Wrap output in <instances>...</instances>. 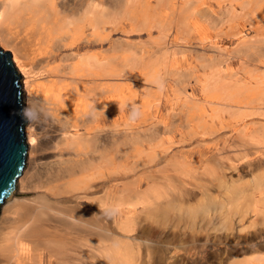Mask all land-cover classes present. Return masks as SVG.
Returning <instances> with one entry per match:
<instances>
[{
	"label": "bare ground",
	"instance_id": "bare-ground-1",
	"mask_svg": "<svg viewBox=\"0 0 264 264\" xmlns=\"http://www.w3.org/2000/svg\"><path fill=\"white\" fill-rule=\"evenodd\" d=\"M115 1L0 0V51L19 76L27 118L24 166L0 203V264H264V121L252 117L264 113V0H124L123 10ZM121 12L131 27L157 28L164 38L120 52L113 34ZM194 14L219 39L242 33L240 19L244 34L261 37L240 51L242 75H228L230 56L220 49L209 56L213 78L190 70L201 98L180 78L166 116L158 53L174 19L184 36L200 23ZM127 104L137 113L131 120ZM119 119L129 126L121 148ZM176 135L198 138L197 148L173 152ZM119 157L130 159L132 173H121L128 180H120ZM240 165L250 179L234 184L225 170ZM44 166L66 175L61 191L39 189ZM142 179L148 187L139 193ZM89 195L94 205L83 206ZM248 211L250 232H219Z\"/></svg>",
	"mask_w": 264,
	"mask_h": 264
},
{
	"label": "rangeland",
	"instance_id": "rangeland-1",
	"mask_svg": "<svg viewBox=\"0 0 264 264\" xmlns=\"http://www.w3.org/2000/svg\"><path fill=\"white\" fill-rule=\"evenodd\" d=\"M113 7L116 9L123 10L124 0H116L115 3L113 4ZM211 7L212 9L218 12L217 6L214 5ZM224 9L225 8L221 10V12L222 11L223 12L219 16L227 20L228 13ZM160 10H162V12H165V7H161ZM150 13H152L151 18H153L157 15L158 12L155 13V10H152ZM240 13H241V10L239 8H236V14H240ZM194 16H196V18L199 20L200 23H197V24L193 23L192 30L189 33L185 34L184 36H179V32L177 31V28L179 27V25L174 19L175 23L168 30L170 37L166 38V44L163 43L164 46L162 50L158 53V57L161 59V62H162V67H161L163 70L162 79L164 80L163 82L165 85L163 92H161L162 93L161 98H162V103H163L161 107V113H163V115H166V116H168L172 112V109H171L172 106L170 102L173 97L175 98V94L177 92H174V88H175V84L179 82L180 78L186 79L187 81H189L187 84L188 91H190L191 86H193L194 95L201 98L202 91L198 88V85H197L200 83L194 80L193 74H197L198 76L197 78L200 81H205L210 78H213L214 69L216 66L211 68L212 63L209 59L210 54L213 52L214 54H217L216 57L219 56L220 53L217 51V49L218 50L220 49L223 52H226L227 55L230 56V59L227 64H222L223 68H225L224 70L228 71V75H231V77H233L234 72H237L238 74L242 75L244 73L243 71V66H244L243 58L244 57L242 58L239 57V56H243V53L240 51L244 50V47L248 46V44L250 45L252 40H256L257 38L261 37V34L259 33L257 34L253 30H249L248 35L244 34V31L247 28V24H245V22H242L243 20L240 19L239 21L241 24L240 28H241L242 33L236 36H229V37L223 36L222 38L219 39V37L215 36L214 28L216 27L212 26L210 23H206L205 21H202V19L199 18L197 14H194ZM118 17L125 18V20L120 19L121 22L119 21L117 22L118 23L116 26L117 28L114 30V34H113V39L115 40L116 49L119 51L120 50L125 51L126 49L128 50L137 49L139 46L143 45L146 42L150 43L152 42V40H162L164 38L163 32L161 30H158L157 28L149 29L147 28V26H143L141 24L139 25L140 27L139 29L137 28V26L131 27L130 21L124 16L123 12H121V14H118ZM237 49L240 52L238 54L237 52H235V50ZM202 63H204V65H201ZM259 64H261L260 67H264V56L263 58L260 59ZM190 70H193V74L191 73L188 74ZM259 72H261L260 74L264 73V71L262 73V70H260ZM126 106H127L126 118L128 120H131L133 119L132 113H133L134 108L130 104L129 105L127 104ZM223 115H224V118L228 121L230 116L228 114H223ZM252 117H254L253 120L255 121H258V120L259 121L261 120L260 122L264 121L263 111H260V113L253 114ZM123 121H124L123 119H119L117 123H114L115 125L114 128H116L118 132V136H119V138L117 136V139L118 141H120L118 142L116 146L118 148H121L125 145V144H122L123 132L129 131V126L126 125L125 122ZM218 125H219L218 123H215V127L216 126L218 127ZM252 126L253 124L251 125L249 122L248 131L252 128ZM255 127H258V126L255 124ZM175 129L178 132L179 131L183 132L182 127L179 125H177ZM226 131H228L227 128H224L221 130V132H226ZM209 133L210 132H208V135H210ZM178 140H179V136L176 135L171 141L172 151L177 154H184L185 151L186 152L188 151V148L193 149L194 147L197 148L196 146H198V138L196 137L193 138V140L191 141L188 140L185 142H179ZM187 142L188 144H186ZM147 148L148 147H146L145 151H147ZM259 154H260V151L253 158L254 159L253 161H257V159L260 158ZM190 158L191 160L198 158L197 152H195L194 155H192ZM47 161L49 162V164L51 163L50 159H48ZM116 164L118 166L120 177L122 176L120 180L122 179L128 180L130 178L129 174L124 173L125 175H127L125 177L123 176L124 174L121 175V173H123L124 171L128 173H132L130 172L131 171L130 159L127 158V160H122V158L119 157L116 161ZM120 164H123V165H120ZM244 167L245 165H240V166H237V169L229 170V171L225 170L229 173L228 174L225 172V177L227 176L226 178L232 180L234 184L239 181L238 179H240L239 184L247 180L246 178H248L249 180L250 179L248 176L249 173L245 174L242 171ZM262 170L264 171V169ZM43 172H45V177H43L44 181L39 189L46 191L47 193H51L52 190L61 191V189L60 190L59 188L57 189L56 184H60L64 182L67 178L66 175L64 173H61L60 171H54L53 169L50 170L47 166H44L41 173ZM255 173L257 172L255 171ZM139 184H140V189L138 191L139 193L143 192L144 190H147L148 186L144 179H142ZM121 188H122V184L120 182V184H118L117 192H119ZM31 190L32 191H30V194H29L30 197L33 196V189ZM196 190L197 191H195V193H198L200 191L198 187H196ZM69 193L70 192L64 191L63 193H60L59 195L67 196L69 195ZM91 197L92 196L89 195L88 198H84L85 203H83L84 201H82L81 204L86 207H90V205H94L92 203ZM138 208L140 209V207ZM252 216H253V213L248 211V214H246V216H244L242 219H237L236 217H234V219L236 218L237 220L234 221L233 219L231 231H229V229H223L219 232L224 235L229 234L235 237H241L253 229V227L251 226V221H250L252 220ZM213 225H214L213 227L219 226L218 221L215 220ZM257 239L264 240V233L261 232V236Z\"/></svg>",
	"mask_w": 264,
	"mask_h": 264
},
{
	"label": "water",
	"instance_id": "water-1",
	"mask_svg": "<svg viewBox=\"0 0 264 264\" xmlns=\"http://www.w3.org/2000/svg\"><path fill=\"white\" fill-rule=\"evenodd\" d=\"M8 51H0V203L24 166L26 144L19 76Z\"/></svg>",
	"mask_w": 264,
	"mask_h": 264
},
{
	"label": "clouds",
	"instance_id": "clouds-1",
	"mask_svg": "<svg viewBox=\"0 0 264 264\" xmlns=\"http://www.w3.org/2000/svg\"><path fill=\"white\" fill-rule=\"evenodd\" d=\"M27 111H28V109H25V113H27ZM136 114H137L136 111L133 110L132 117L134 118Z\"/></svg>",
	"mask_w": 264,
	"mask_h": 264
}]
</instances>
